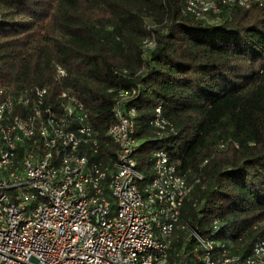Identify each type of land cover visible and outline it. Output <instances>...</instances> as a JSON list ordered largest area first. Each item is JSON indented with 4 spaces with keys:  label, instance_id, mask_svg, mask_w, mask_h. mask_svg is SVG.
<instances>
[{
    "label": "trees",
    "instance_id": "trees-1",
    "mask_svg": "<svg viewBox=\"0 0 264 264\" xmlns=\"http://www.w3.org/2000/svg\"><path fill=\"white\" fill-rule=\"evenodd\" d=\"M220 16L195 20L182 0H0V83L48 87L51 99L73 94L103 166L115 158L105 133L116 95L129 92L140 184L164 151L191 185L179 225L246 256L264 238V4ZM146 42L154 47L144 54ZM156 109L170 125L162 136L151 124ZM170 246V262L200 252L179 228Z\"/></svg>",
    "mask_w": 264,
    "mask_h": 264
},
{
    "label": "built area",
    "instance_id": "built-area-1",
    "mask_svg": "<svg viewBox=\"0 0 264 264\" xmlns=\"http://www.w3.org/2000/svg\"><path fill=\"white\" fill-rule=\"evenodd\" d=\"M182 2L184 13L208 24H220L224 10L264 4ZM153 47L146 42L144 54ZM130 96L116 95L115 122L105 133L115 158L103 166L88 112L73 94L63 90L51 99L48 87L13 92L0 83V264H188L169 261L178 228L200 251L193 264H264V238L246 256L231 255L179 225L191 185L164 151L153 154L152 179L140 184L135 110L125 106ZM151 124L157 136L170 128L159 109Z\"/></svg>",
    "mask_w": 264,
    "mask_h": 264
},
{
    "label": "rangeland",
    "instance_id": "rangeland-1",
    "mask_svg": "<svg viewBox=\"0 0 264 264\" xmlns=\"http://www.w3.org/2000/svg\"><path fill=\"white\" fill-rule=\"evenodd\" d=\"M188 264H193V260L189 259V263Z\"/></svg>",
    "mask_w": 264,
    "mask_h": 264
}]
</instances>
